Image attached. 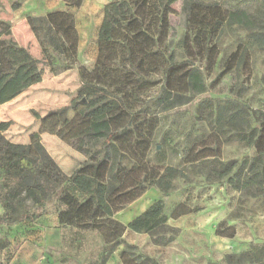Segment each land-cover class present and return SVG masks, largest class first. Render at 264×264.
<instances>
[{
  "label": "trees",
  "instance_id": "16d2710c",
  "mask_svg": "<svg viewBox=\"0 0 264 264\" xmlns=\"http://www.w3.org/2000/svg\"><path fill=\"white\" fill-rule=\"evenodd\" d=\"M177 2L185 20L178 43L180 51L172 47L170 40ZM65 3L78 7L82 0ZM46 21L48 25H37L27 16L41 46L43 64L53 73L77 65L79 36L73 13L53 9L46 13ZM225 23L241 27L251 45L264 52V0L106 2L97 31L94 63L92 67L78 64L79 86L65 107L76 108L74 114L62 123L61 109H50L43 115L31 110L40 129L28 134L26 143L8 139L5 132L12 121L0 120V204L5 210L1 221L14 220L16 213L19 219L36 218L39 214L34 210L44 208L51 196L55 197L60 225L95 232L102 238L101 248L88 264H104L124 243L127 230L151 235L156 228L175 231L166 223L159 200L127 223L114 215L150 187L163 195L173 190L181 170L171 164L153 163L150 158L157 114L207 90L206 76L215 67L217 40ZM39 62L14 39L10 22L0 19V104L41 81ZM236 70L245 72L247 78L253 74L250 52L243 43L227 56L216 81ZM244 91V84L235 81L229 91L233 96L215 105V130L219 134L225 129L235 132L254 148V154L237 164L236 160H221L219 146H203L197 152L189 150L188 161L201 162L207 177L226 178L235 189L255 186L264 195V113L250 110L242 101ZM115 109L126 110L130 117L126 125L112 130L108 113ZM41 132L56 135L85 158L69 173L63 172L41 143ZM189 211L185 204H178L170 216ZM131 247L125 244L120 250L122 261L144 263L140 255L131 259ZM8 261V255L0 256V264Z\"/></svg>",
  "mask_w": 264,
  "mask_h": 264
},
{
  "label": "rangeland",
  "instance_id": "374dc122",
  "mask_svg": "<svg viewBox=\"0 0 264 264\" xmlns=\"http://www.w3.org/2000/svg\"><path fill=\"white\" fill-rule=\"evenodd\" d=\"M108 1L111 0H82L80 6L68 7L65 0H0V19L10 22L12 36L40 60L38 66L42 71L41 81L20 95L17 106L0 107V118L20 119L26 114L33 116L31 110L44 114L49 109H61L60 118L65 120L72 111L71 107H65L79 86L78 64L92 67L94 63L97 31L104 4ZM255 5L253 3L252 7ZM174 8L177 13L171 18L170 40L172 47L180 51L178 43L185 30V20L179 11L180 2L175 3ZM53 9H67L73 13L79 36L77 65L57 73L43 64L39 41L35 35L31 36L25 25L27 16L37 25H48L45 12ZM238 43L246 44L249 49L252 76L247 78L245 72L236 70L216 81L225 59ZM217 45L219 55L213 72L206 76L207 90L194 95L185 104L157 114L158 125L150 158L153 163H167L181 170V175L174 180L173 190L163 195L157 188L150 187L114 215L126 222L123 219L126 213L134 212L143 202L149 207L159 200L166 223L175 231L156 228L154 235L126 231L124 243L117 246L104 264H125L120 257L125 244L132 246L129 249L131 259L139 255L145 258L142 264H264V248L260 249L264 244V195L255 186L235 189L226 178L207 177L201 162L188 161L191 159L189 150L197 152L203 146H219V158L236 160L237 164L254 154V148L246 145L235 132L226 129L220 134L216 132L215 105L233 96L229 91L236 81L245 86L242 101L250 110L264 113V52L251 45L245 30L228 23L223 25ZM128 114L124 109L111 110L108 113L110 127L116 130L126 125ZM17 122L5 135L11 141L26 143L27 129L21 126L20 120ZM256 124L254 121L253 125ZM40 141L62 171L70 169L71 161L77 163L72 159L70 148L60 139L41 137ZM157 152L160 155H156ZM178 204H185L190 211L171 217ZM43 207L34 210L39 214L36 218L19 219L17 213L12 221L2 222L0 218V247L7 244L0 248V256H9L7 264H88L102 246L101 236L60 225L55 213V197L51 196ZM4 213L0 204V216ZM231 232L232 235H227ZM161 238L165 242H155Z\"/></svg>",
  "mask_w": 264,
  "mask_h": 264
},
{
  "label": "crops",
  "instance_id": "0c3cea01",
  "mask_svg": "<svg viewBox=\"0 0 264 264\" xmlns=\"http://www.w3.org/2000/svg\"><path fill=\"white\" fill-rule=\"evenodd\" d=\"M48 11H50V10H48ZM48 11H46L45 12V14L48 12ZM25 25H26V27H27V29L29 30V32L31 33V36H33L34 37V33H33V31L31 30V28L29 27V24L26 22L25 23ZM38 83V82H37ZM34 84H36V83H34ZM34 84H32V85H34ZM31 85V86H32ZM30 87V86H29ZM26 89H28V88H26ZM25 89V90H26ZM25 90H23L21 93H19L17 96H15L14 98H12V99H10V100H8V101H6V102H4V103H2V104H0V107L1 106H4V107H10V106H12V105H14V106H17V102L19 101V97H20V95H22V93H25ZM28 107H32V106H28ZM50 110V109H49ZM75 110H76V108H72V111H71V113L69 114V115H67V117H65V120L64 121H62L61 120V122L62 123H65L73 114H74V112H75ZM116 110V109H115ZM40 115H43V113L42 114H40ZM129 115V114H128ZM130 117V116H129ZM61 119V118H60ZM0 120H10V121H12V124H11V126L13 125H15L16 126V124L18 123L17 122V120H20L21 121V123H22V125L21 126H23L25 129H27V132H28V134H30V133H32V132H38L39 131V129H40V122L38 121V120H36V118H35V116L33 115V116H31V115H29V114H26V115H23V116H21L20 117V119H15V118H7V119H3V118H0ZM128 120H129V118H128ZM128 122V121H127ZM112 129V128H111ZM120 129V128H119ZM113 130V129H112ZM117 130V129H116ZM41 137H42V139H47V140H51V139H53V138H55V139H60L59 137H57L56 135H53V134H50V133H47V132H41L40 133V139H41ZM61 140V139H60ZM62 141V140H61ZM63 143H65L64 141H62ZM42 143V142H41ZM69 148H70V150H71V156L73 157L72 159H74V160H76L77 161V163L78 162H80V161H82L85 157H84V155L81 153V152H79V151H77V150H75V149H73L71 146H69L67 143H65ZM44 146V145H43ZM54 159V158H53ZM72 163H73V161H71ZM71 163V165L70 164H67L68 166L70 165V169L67 171V170H63V172H65V173H69L74 167H75V165L77 164V163H75V164H72ZM133 218V217H132ZM131 218V219H132ZM130 220V219H129ZM128 220V221H129ZM128 221H126V222H123V223H127ZM127 231H130V230H127Z\"/></svg>",
  "mask_w": 264,
  "mask_h": 264
},
{
  "label": "bare ground",
  "instance_id": "6f19581e",
  "mask_svg": "<svg viewBox=\"0 0 264 264\" xmlns=\"http://www.w3.org/2000/svg\"><path fill=\"white\" fill-rule=\"evenodd\" d=\"M145 207H146V202L141 203V205L134 212H128V213H126V215H124L123 219L127 221L128 219H130V217L133 214L142 211Z\"/></svg>",
  "mask_w": 264,
  "mask_h": 264
}]
</instances>
